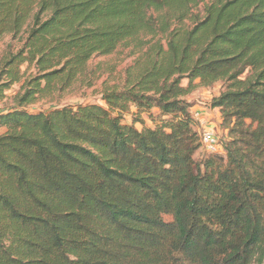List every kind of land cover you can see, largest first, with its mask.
I'll list each match as a JSON object with an SVG mask.
<instances>
[{"label":"trees","instance_id":"1","mask_svg":"<svg viewBox=\"0 0 264 264\" xmlns=\"http://www.w3.org/2000/svg\"><path fill=\"white\" fill-rule=\"evenodd\" d=\"M23 34L0 59V264H264V0H0V42ZM121 48L103 104L59 105ZM217 83L209 153L190 96Z\"/></svg>","mask_w":264,"mask_h":264},{"label":"rangeland","instance_id":"2","mask_svg":"<svg viewBox=\"0 0 264 264\" xmlns=\"http://www.w3.org/2000/svg\"><path fill=\"white\" fill-rule=\"evenodd\" d=\"M26 35L23 34L20 36L19 40H12L10 36H6L0 42V59L8 53L9 50L16 51L18 50L24 40ZM136 55L131 56V52L129 49H119L116 53L106 57H94L88 64V68L93 71H97V75H100L99 79L95 81L94 85L91 88H82L76 89L71 93L67 94L59 105H74V104H103L101 101V92L104 87V83L106 85L113 84L116 79L122 75V70L130 64L133 59H135ZM112 72V76L110 72ZM103 84V85H102ZM183 85L186 84V81L182 82ZM221 89V84L217 83L211 88L207 89H198L193 92L190 96V99L196 105L199 103L207 104L211 98L218 96ZM19 91V85L12 86L8 91L5 92V98L0 101V110H6L10 107L12 103V98ZM54 104L42 103L40 106L33 107V109L43 107L44 109L53 107ZM214 115H217L216 112ZM213 115L211 120L216 121V117ZM143 119L146 120V116H142ZM125 121H130V116L125 117ZM138 129L141 128L140 125H137ZM213 126L210 125V128ZM215 133L221 139L222 133L218 128V123L216 122ZM201 156L204 155L202 151L199 153Z\"/></svg>","mask_w":264,"mask_h":264},{"label":"built area","instance_id":"3","mask_svg":"<svg viewBox=\"0 0 264 264\" xmlns=\"http://www.w3.org/2000/svg\"><path fill=\"white\" fill-rule=\"evenodd\" d=\"M195 119H198V114L195 113ZM204 125L206 122L201 121ZM201 143L204 149L209 153H217L219 151V143L216 137V134L211 128H202L201 129Z\"/></svg>","mask_w":264,"mask_h":264},{"label":"crops","instance_id":"4","mask_svg":"<svg viewBox=\"0 0 264 264\" xmlns=\"http://www.w3.org/2000/svg\"><path fill=\"white\" fill-rule=\"evenodd\" d=\"M202 103H199L197 106H195L193 109H192V112L193 113H197L198 114V119L197 122H199L200 124V128H208L209 125L207 123L208 121V116H213L214 113L216 112L217 115H214L215 117L218 118V111L215 109V110H212L211 112L209 110H207V108L205 107H201ZM208 112H210L211 114H209ZM202 120H204L206 123L204 125H202L203 123L201 122Z\"/></svg>","mask_w":264,"mask_h":264}]
</instances>
